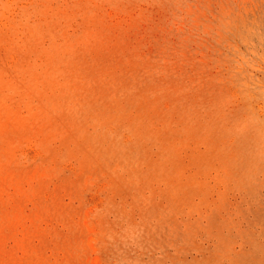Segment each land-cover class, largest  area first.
Masks as SVG:
<instances>
[{"label":"rangeland","instance_id":"rangeland-1","mask_svg":"<svg viewBox=\"0 0 264 264\" xmlns=\"http://www.w3.org/2000/svg\"><path fill=\"white\" fill-rule=\"evenodd\" d=\"M0 264H264V0H0Z\"/></svg>","mask_w":264,"mask_h":264},{"label":"bare ground","instance_id":"bare-ground-1","mask_svg":"<svg viewBox=\"0 0 264 264\" xmlns=\"http://www.w3.org/2000/svg\"><path fill=\"white\" fill-rule=\"evenodd\" d=\"M262 126V125H261Z\"/></svg>","mask_w":264,"mask_h":264}]
</instances>
